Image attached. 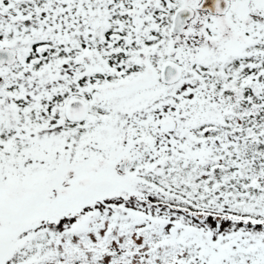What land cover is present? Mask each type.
<instances>
[{"label":"rangeland","instance_id":"374dc122","mask_svg":"<svg viewBox=\"0 0 264 264\" xmlns=\"http://www.w3.org/2000/svg\"><path fill=\"white\" fill-rule=\"evenodd\" d=\"M250 8L253 10L254 7ZM248 18L246 12L239 26L245 27ZM62 66L56 72L38 77L17 72L11 83L17 84L16 90L20 94L34 99L43 92L44 85L48 89L52 86H48L49 80L64 78L68 65ZM155 76L150 71L134 86L104 92L105 96L131 94L121 97L125 99L117 114L119 122L114 123L118 125V130H96V135L88 138L87 147L98 151L75 163L71 161L72 155L68 156L70 151L62 124H42L24 131L12 113V96L2 90L0 114L18 130L30 149L23 150L18 160H0V264H11L32 236L40 231L52 237L48 240L50 253L41 264H183L185 254L181 256L178 250L169 246L173 239L190 244L195 240L202 248L200 264L224 263L237 243L245 242L249 248L258 247L259 250L263 248L264 230L260 227L219 223L206 214L196 213L199 223L190 218L188 212L152 201L156 194L148 190L140 179L144 171L159 173L164 158L171 154L185 161L195 160L199 165L204 164L210 149L201 142L195 143L190 134L198 123L207 118L221 120L222 115L231 114L232 109L222 99L212 97L209 91L203 90L196 80L191 85L196 89L175 86L171 94L164 88L155 92L158 98L154 104L148 105L152 110L143 105L151 98L141 100L142 123L154 129L156 134L152 143H147V147L142 148L144 151L140 150L138 164L146 162L140 168V176H126L117 169L116 162L121 154L102 162L101 156L110 155L101 150V146L107 144L103 143L102 136L106 134L110 146L120 144L126 134L119 130L123 127L122 120L127 117L125 111H129L131 106L125 100L133 98L136 86L150 85ZM198 93L205 95V102L197 101ZM165 97H168V102ZM208 110L210 114H207ZM164 116H171L176 122V129L166 138L161 135V123H158V119ZM107 126L110 127L111 123ZM98 163V168L88 169L89 165ZM70 171L74 172L73 176L66 177ZM66 180L72 181L71 184H64ZM143 223L145 228L141 227ZM162 236H167L163 246ZM195 261L198 262L196 259L192 264H198Z\"/></svg>","mask_w":264,"mask_h":264},{"label":"flooded vegetation","instance_id":"af4514ba","mask_svg":"<svg viewBox=\"0 0 264 264\" xmlns=\"http://www.w3.org/2000/svg\"><path fill=\"white\" fill-rule=\"evenodd\" d=\"M112 1L0 0V48L15 52L11 64L0 63V89L11 85V78L17 75L23 58L34 52L43 54L58 39V57H62L65 49L72 50V95L88 104V113L78 127L88 141V129H91L90 137L103 128L108 132L118 130V125L114 123L119 122L117 114L125 99L121 97L131 95L105 96L104 92L134 86L146 73L154 72L155 80L150 81V85L140 87L139 84L132 92L133 98L125 100L131 106L129 111H125L127 117L121 121L123 127L119 131H124L126 136L120 140V144L110 146L106 134L101 138L103 143L108 144L102 145L101 150L106 155L110 154L102 158V162L121 154L116 162L117 169L121 171L119 166L126 158L122 171L127 170L126 173L131 176V171L140 161V153L144 151L142 148H146L147 143L151 144L150 131L146 132L142 123L141 100L148 97L151 99L143 105L154 104L158 98L155 92L162 88L171 94L172 87L191 86L202 67L223 62L241 51L257 34L264 33V0H131L127 5L134 6L127 8L119 7L124 0L118 3ZM106 5H110L108 12ZM171 5L192 8V16L179 33L177 27L173 32L176 9ZM202 5L208 6H205L206 9L199 8ZM222 5H230L223 14ZM123 8L121 14L117 13ZM246 12L249 14L248 22L244 20L247 25L239 26ZM150 22H153L151 26L148 25ZM151 30L156 35L148 40L146 38ZM49 31L51 34L48 37ZM161 32L165 34L164 39L160 37ZM103 56L104 59L116 61L108 65L103 61L104 66ZM90 60L92 63L88 64ZM166 63H176L181 67L176 82L162 81L160 71ZM26 69L29 67L26 66ZM165 100L168 102V97ZM109 123L110 127L107 126ZM83 156L89 155L79 156V159ZM88 167L91 169L96 165ZM73 173L70 171L71 176Z\"/></svg>","mask_w":264,"mask_h":264},{"label":"trees","instance_id":"16d2710c","mask_svg":"<svg viewBox=\"0 0 264 264\" xmlns=\"http://www.w3.org/2000/svg\"><path fill=\"white\" fill-rule=\"evenodd\" d=\"M130 1L124 0L119 7L134 6L127 5ZM106 6L108 12L110 5ZM125 8L117 13L121 14ZM155 35L151 30L146 39ZM163 35L161 32V39H164ZM58 41L55 39L43 54L30 53L25 58L26 62L35 60L33 68L36 71L55 66L59 58L72 53L67 48L61 54L62 57H58ZM103 61L108 65L116 60L110 61L103 56L104 65ZM197 76L202 87L212 97L222 99L232 109V113L222 115L221 120L207 118L194 129L192 140L210 149L204 164L199 165L195 160L185 161L171 154L159 173L145 171L141 175L142 183L156 194L152 201H160L171 208L188 212L190 218L197 222L199 220L191 215L194 212L231 224L247 222L251 227L264 229V33L242 54L230 56L226 64L206 65L197 72ZM73 90L71 74L69 81L63 80L54 86L49 96L44 93L37 99L24 94L16 97L13 101L14 113L23 125L36 124L42 119H52L60 125L63 123L68 145L75 151L83 140L78 128L80 124L70 122L64 116V105ZM201 99L204 102L207 98ZM15 131L0 117V160H18L28 147ZM145 225L143 223L141 227L145 228ZM50 238L51 235L45 231L34 234L11 264H33L34 261L41 264L50 253ZM160 240L163 246L167 236H162ZM169 246L178 250L181 256L185 254L183 264H192L196 259L198 262H195L200 264L202 248L195 240L190 244L173 239ZM231 263L264 264V246L259 250L258 247L249 248L245 242L237 243L222 264Z\"/></svg>","mask_w":264,"mask_h":264},{"label":"water","instance_id":"95a60500","mask_svg":"<svg viewBox=\"0 0 264 264\" xmlns=\"http://www.w3.org/2000/svg\"><path fill=\"white\" fill-rule=\"evenodd\" d=\"M189 12L188 8H182L177 10L176 18H183L187 16L186 13ZM15 53L10 50L0 48V63L7 62L11 63L14 59ZM180 74L179 68L176 70L172 69V66L165 65L162 70L163 80L170 82L173 78L175 80L177 76ZM88 111V107L85 102L78 98H72L69 100L66 106V115L70 121H80L82 120ZM168 125V123H166Z\"/></svg>","mask_w":264,"mask_h":264}]
</instances>
